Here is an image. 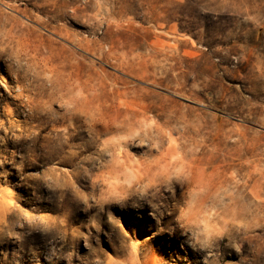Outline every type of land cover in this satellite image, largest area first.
I'll return each instance as SVG.
<instances>
[{
  "label": "rangeland",
  "instance_id": "1",
  "mask_svg": "<svg viewBox=\"0 0 264 264\" xmlns=\"http://www.w3.org/2000/svg\"><path fill=\"white\" fill-rule=\"evenodd\" d=\"M0 264H264V0H0Z\"/></svg>",
  "mask_w": 264,
  "mask_h": 264
},
{
  "label": "clouds",
  "instance_id": "2",
  "mask_svg": "<svg viewBox=\"0 0 264 264\" xmlns=\"http://www.w3.org/2000/svg\"><path fill=\"white\" fill-rule=\"evenodd\" d=\"M129 203H131V201H129L128 204H129ZM128 204H127V205H128Z\"/></svg>",
  "mask_w": 264,
  "mask_h": 264
}]
</instances>
